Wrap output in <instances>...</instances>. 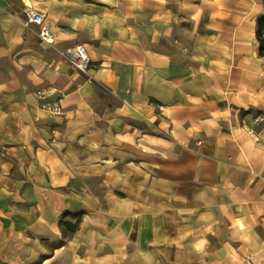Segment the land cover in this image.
I'll return each instance as SVG.
<instances>
[{
  "label": "crops",
  "instance_id": "0c3cea01",
  "mask_svg": "<svg viewBox=\"0 0 264 264\" xmlns=\"http://www.w3.org/2000/svg\"><path fill=\"white\" fill-rule=\"evenodd\" d=\"M261 19L264 0H0V264H264Z\"/></svg>",
  "mask_w": 264,
  "mask_h": 264
},
{
  "label": "built area",
  "instance_id": "2783aa9c",
  "mask_svg": "<svg viewBox=\"0 0 264 264\" xmlns=\"http://www.w3.org/2000/svg\"><path fill=\"white\" fill-rule=\"evenodd\" d=\"M25 24L35 25L37 27V36L41 43L52 46L54 38L50 31V25L44 20L42 13L34 10H27L25 12ZM65 60L77 72L85 74L90 68V58L87 55L86 48L82 44H78L64 53ZM51 94V89L38 90L33 92V96L40 101L39 108L54 117L63 113L62 107L58 103L48 104L44 102L46 97Z\"/></svg>",
  "mask_w": 264,
  "mask_h": 264
},
{
  "label": "trees",
  "instance_id": "16d2710c",
  "mask_svg": "<svg viewBox=\"0 0 264 264\" xmlns=\"http://www.w3.org/2000/svg\"><path fill=\"white\" fill-rule=\"evenodd\" d=\"M263 32H264V19H261L258 21L256 36L260 44V50L262 51L264 50V40L262 38ZM75 228H76V225H67L68 232H74Z\"/></svg>",
  "mask_w": 264,
  "mask_h": 264
},
{
  "label": "rangeland",
  "instance_id": "374dc122",
  "mask_svg": "<svg viewBox=\"0 0 264 264\" xmlns=\"http://www.w3.org/2000/svg\"><path fill=\"white\" fill-rule=\"evenodd\" d=\"M59 104V103H58ZM60 105V104H59ZM59 116V115H58ZM55 117V116H54Z\"/></svg>",
  "mask_w": 264,
  "mask_h": 264
}]
</instances>
